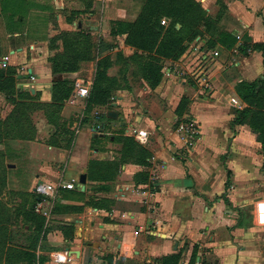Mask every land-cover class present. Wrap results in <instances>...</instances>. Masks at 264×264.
Wrapping results in <instances>:
<instances>
[{
  "label": "crops",
  "instance_id": "obj_1",
  "mask_svg": "<svg viewBox=\"0 0 264 264\" xmlns=\"http://www.w3.org/2000/svg\"><path fill=\"white\" fill-rule=\"evenodd\" d=\"M146 1L0 0V68L14 67V87L38 93L40 100L49 102L53 83L79 78L85 71L92 77L95 71L94 62L80 58L74 71H53L50 57L61 48V42L55 44L54 39L72 37L74 46H80L84 37L92 45L117 38L128 55L132 50L123 44V23L133 22ZM198 1L217 20L212 50L200 48L206 42L201 39L165 67L167 79H172L175 66L180 65L194 75L196 87L188 84L191 93L175 102L169 101L161 86L154 90L168 105L160 109L158 119L147 120L155 131L146 139V151L150 156L153 153L149 162L148 158L145 162L122 161L116 168V160L122 157L116 158L114 150L118 144L123 146L121 136H109V143L100 148L98 144L107 139L104 133L89 128L79 131L72 160L81 166L72 169L66 179L73 178L76 187L71 189L76 190L60 188L57 194L64 191L60 202L72 204L77 211L53 215L38 250L45 256L44 264H162L161 259L170 255L178 256L177 264H264V248L258 247V232H264V225L256 221V204L262 199L254 203L255 222L251 223L243 212L245 202L237 196V191L256 189L263 156L250 125L235 121L237 111L247 106L236 92V84L257 81L264 74L263 53L253 46L264 41V0ZM21 9L26 11L19 13ZM4 16H10L11 22L6 23ZM229 35L235 38L232 44ZM199 58L203 64L195 69ZM28 73L35 79L30 80ZM128 93L118 91L111 108L120 105ZM182 100L204 135L185 162L176 158L173 144L177 134L171 128L184 115L190 116L186 109L178 113L176 104ZM5 103L0 89V111L1 107L4 112L9 109ZM107 118L115 124L116 118ZM189 120L192 117L185 119ZM120 125L125 128L123 121ZM88 161L93 164L90 174L83 172ZM100 162L113 167L103 173L94 166ZM32 166L39 167L30 181L33 203L35 182L52 183L49 171H41L40 166H47L51 173L54 169L46 162ZM82 173L86 174L83 189L78 185ZM73 196L78 200L68 198ZM57 254L63 260H56ZM14 261L27 264L20 258Z\"/></svg>",
  "mask_w": 264,
  "mask_h": 264
},
{
  "label": "rangeland",
  "instance_id": "obj_2",
  "mask_svg": "<svg viewBox=\"0 0 264 264\" xmlns=\"http://www.w3.org/2000/svg\"><path fill=\"white\" fill-rule=\"evenodd\" d=\"M194 1L200 4L198 0ZM172 2L173 0H159L158 3L162 4L164 6L163 10L168 12L173 7ZM177 7L181 11L184 7L187 8L188 14L185 16L188 21H185L184 24V20L182 19L184 26H181L182 23L178 21L173 23L176 30L181 29L179 33L184 36L183 43L185 44L183 52L175 59L166 55L167 53L165 51L167 52V50L160 51V44H164V40L166 39V37H163L164 33L157 40H154L155 43L152 44L151 41L153 39L151 35L142 36L134 32L131 37L133 43H128L126 41L128 30H126L127 27L125 26V29L122 30L126 34L123 44L124 46H129L132 50L128 55H125L127 51L118 45L120 42L117 38L107 41L108 43L96 41L92 45L93 43L90 42V39L84 37L83 41H80V46H74L72 37H58L59 42L56 41L57 39H54V42L55 44L61 42V48L60 50L56 49V52L50 57L52 70L55 71L61 68V63L67 60H69L71 65L75 64L74 67L77 68L78 63H74L73 57L78 54L80 61L94 62L93 68L95 71H93V76L88 77V71H85L80 73L79 76L81 77L79 78L65 79L69 81L70 85L68 86L71 88V91L68 96L62 99L52 98L51 91L50 101L45 102L40 100L38 93L33 96L28 90H23L21 93L15 92V96L11 97L12 99H5V104H9L10 107L5 112L3 110L4 107H1L0 111V264H13L15 263V258L22 259L21 257H25L23 254L20 256L22 250L29 252L32 250L21 249L17 245L30 244L32 239L29 241L26 236L30 233L33 234V232L35 234V231H29L28 226L31 222L32 226H35L39 221L31 209L33 195L31 194L32 183L30 184V181L33 179V172L39 168L38 166H32L33 163L40 164L46 162L51 165L54 169L53 173H51L47 166H40V170L43 172L49 171L48 174L52 177L50 181L53 184H58L63 181L67 182L66 179L71 177V170L80 168L81 166L80 164H76L75 160H72L75 155V149L72 148V145L75 137L82 128H89V131L95 133H104L107 139L105 138V141L98 144L100 148H104L109 143L108 137L111 135L129 138L131 143L127 142L128 147H125L126 144L123 142L122 147L118 144V149L114 150L117 153L115 155L116 158L118 156L122 157L121 160H116V168L122 161H134L138 155L137 148L141 147L146 150L148 148L146 146L148 140L146 139L149 136L155 135L153 126L147 121L148 118L153 120L158 119L160 109L168 105L166 99L161 96L158 97L154 93L156 87L159 88L161 86V90L168 93L169 101L173 102L182 95H188V92L191 93V90H188V84L196 87L194 75L180 68V65L175 66L177 68L175 70L176 76L172 79H167L165 67L168 66L167 62L173 63L177 61L190 45L199 42L201 39H204L206 42L200 48H205V52L210 49L212 50L211 42L213 41L214 33L212 26L216 24L214 21L215 17L208 16L209 19L205 21L199 12L191 14L190 6L185 5L184 0H178ZM25 11V9H21L19 13L23 14ZM164 14L165 12L159 14L158 19L159 25L165 26L166 28L171 23V19L167 18ZM4 17L6 23L8 21L11 22L10 16ZM162 20L166 21L165 24L160 23ZM179 33L174 32V35L181 36ZM193 35L194 37L188 40V36ZM144 64L151 67L153 64V66L158 68V73L153 71L155 76L159 75V79L155 85H149L144 79V71L142 72ZM200 64H203L202 59L195 69ZM96 69L101 71L100 73L103 76L101 83H99V89L93 87ZM129 80L131 85L129 84ZM147 84L150 87H148L149 89L147 88ZM79 86L87 88V95L71 101V92ZM176 86L177 88H181L179 89L180 91H175ZM92 90H106L109 92V97L107 99L105 98V101L91 102L90 94ZM121 90H128L129 93L124 96V100L120 105L112 109L114 97ZM176 105L178 113H182L186 109V112L190 115L187 117L184 115L174 127L173 125L171 126L177 134L174 140L175 143L173 144L176 146L174 153L176 154V158H180L181 161L185 162L188 156L193 155L194 148H187L188 135L183 131L179 132L177 130L178 125L186 122L185 119L188 117H192L193 124L199 131L198 138L200 139L201 137L202 139L204 135L203 132L202 134L200 132L198 122L189 112L186 101H179ZM250 108H255V105H250ZM110 109L118 112L115 124L110 121L111 119H105L108 117L106 112ZM104 119L105 127L101 124ZM122 121L125 123L124 129L120 127ZM263 123L264 120H262V123H257L254 129H257H255V133L260 138H258L257 142L260 144V153L263 156L262 160L264 162V146H261L262 140H264V127H261ZM136 124L140 125V127L142 126V128L137 127ZM258 131L259 133H257ZM138 134L142 137H138ZM143 143L145 144L143 145ZM152 158L153 153L151 151V156L149 153L147 162L151 161ZM9 163L13 164V167H9ZM94 166L102 172H108L113 167L105 162L94 163ZM224 167L226 168V165ZM86 170L89 174L91 173L89 170H93V164L90 161L87 162L83 172ZM261 170L259 169L257 172L256 189L248 193L237 191V196L242 198V202H245L243 212L250 219L249 222L251 221V223L255 222L253 219L255 201L264 199L263 165ZM54 171L56 172L55 174ZM72 180L73 178L68 180V182L74 183L75 181ZM230 181L232 182V175ZM74 190L76 189L74 188L70 191ZM65 192H67V195L70 194L69 191ZM240 193H244V196H240ZM65 195L66 193L64 191L60 192L53 203L52 213L49 217L43 219L42 233L45 234L49 227H51L52 220H54L53 215L70 214L77 211L72 204H63L60 202ZM68 198L78 200V197L75 196ZM258 236L261 238V243L258 247L264 248V232H258ZM41 241L38 242L35 252L42 257L38 253L41 247ZM35 264H38L37 261Z\"/></svg>",
  "mask_w": 264,
  "mask_h": 264
},
{
  "label": "trees",
  "instance_id": "obj_3",
  "mask_svg": "<svg viewBox=\"0 0 264 264\" xmlns=\"http://www.w3.org/2000/svg\"><path fill=\"white\" fill-rule=\"evenodd\" d=\"M158 2L159 0H147L141 13L133 22L123 23L124 26L127 27L126 30H128L126 41L128 43H133L131 41V37L134 32H137L139 33V35H142V36H146L148 34L151 35L153 39L151 42L152 44H154L155 43L154 40H157L160 37V35L164 33L163 37H166V39L164 40V44H160V51L167 50V52L165 51V53H167L166 55L175 59L181 54V52H183L185 48V44L183 43L184 36H182V34L179 33L181 29L176 30L175 25L173 23L178 21L182 23L181 24L182 26L183 20H184V24H185V21H188V19L185 16L188 14V10L187 8L184 7L183 10L181 11L177 7L178 0H173L172 2L173 7L170 9V11L167 12L163 10L164 6ZM184 3L188 7L190 6L191 14H194L195 12H199L200 15L203 16V19L205 21H207L206 19H209L208 15L202 9L200 4H198L194 0H184ZM193 9H194V12H193ZM164 12H165L164 15L167 18L171 19V23L168 24L166 28L165 26L159 25V19H158L159 14L164 13ZM214 21L215 22L217 21L216 18ZM116 24L119 25V23H116ZM214 26H212V30L214 29ZM174 32H178L181 36L174 35ZM192 37H194V35L188 36V40L192 39ZM228 38L231 44L235 41V38L230 35L228 36ZM253 46L262 51L263 64H264V41L262 43H255L253 44ZM78 57H79L78 54H76V56L73 57L74 63L79 60ZM74 66L75 64L71 65L69 60H67V61L62 62L63 68H59V69L66 70V71H74L76 69V67ZM59 69H57L56 71H59ZM143 71H144L143 77L146 80V82L149 85H155L159 79V75L155 76L153 71L157 72L158 68L153 66V64H152V67L144 64L142 72ZM100 72L101 71L96 69V72H95L96 74L93 80V87L95 89L100 88L99 83H101L102 77H103ZM15 77H16V69L14 67L0 68V89L1 91H3L5 95V99L7 100L12 99L11 97L15 96V92L21 93L23 91V90H18L14 87ZM68 85H70L69 81L65 79L59 80L53 83L52 90H51L52 98L62 99V98H65V96H68V94L71 91V88ZM235 87H236V92L239 94L240 98L247 104L245 108L237 111V116L235 118V121L236 123L249 124L252 130L255 132V129H256V128L254 129V127H256L255 125L257 123H262V120H264V74H263V77L257 81H253L250 83L242 81V82L237 83ZM34 95L35 94H33V96ZM108 97H109V92H107L106 90H92L90 94V101L91 102L105 101V98L107 99ZM252 104L255 105V108H250V105ZM261 127H264V123L261 124ZM257 133H259V131ZM256 136L258 140L259 138L258 134H256ZM121 139L126 144L125 147H128L127 142L131 143V140L129 138L121 137ZM263 143H264V140H262V143H261L262 147L264 146ZM137 154L138 155L135 157L134 160L138 162H145V159L148 158V155H149L148 152L141 147L137 148ZM263 167H264V162H263ZM37 201H38V195H36L35 198L33 199V204H32L31 209L33 211L34 216L39 221L37 222V224H35V226H32V222L28 226V230L35 231V234L33 232V234L30 233L28 236H26L27 240L30 241L32 239L29 245H22V244L17 245V247L21 249H32L31 252L27 250H22L20 254V256L23 254L26 257V258L25 257H21V258L22 260L27 261V264H35L36 261L38 264H42L44 261V258L39 256L35 252L38 242L44 239L45 237V234L42 233L44 217L37 214L34 211V205L36 204ZM17 255L19 256V254ZM161 261H162V264H177L178 256L177 255L166 256V257H163ZM190 264H192V261H190Z\"/></svg>",
  "mask_w": 264,
  "mask_h": 264
},
{
  "label": "built area",
  "instance_id": "obj_4",
  "mask_svg": "<svg viewBox=\"0 0 264 264\" xmlns=\"http://www.w3.org/2000/svg\"><path fill=\"white\" fill-rule=\"evenodd\" d=\"M161 23L165 24V20H162ZM214 54L216 55L217 52H214ZM28 76L30 80L35 79L34 74L28 73ZM87 93V88L82 86L76 87L71 95V101H74L77 97H83L87 95ZM177 130L179 132L183 131L185 134L188 135L187 148H194L197 143V140L199 139V131L194 126L193 120L180 123L178 125ZM73 186V182H61L58 184H52L50 182L37 180L33 187V192L38 195V201L34 206L35 212L44 217H49V215L51 214L53 203L57 197L59 188L71 189L73 188ZM256 219L259 224L264 225V199L259 200L256 204ZM63 258L64 257L61 255H56V260H63Z\"/></svg>",
  "mask_w": 264,
  "mask_h": 264
},
{
  "label": "water",
  "instance_id": "obj_5",
  "mask_svg": "<svg viewBox=\"0 0 264 264\" xmlns=\"http://www.w3.org/2000/svg\"><path fill=\"white\" fill-rule=\"evenodd\" d=\"M107 116H109L110 118H116L117 117V112L115 111H112V110H109L107 112ZM9 167H12L13 164H8ZM86 181V174L85 173H82L80 174L79 176V179H78V185L83 189L84 188V183Z\"/></svg>",
  "mask_w": 264,
  "mask_h": 264
}]
</instances>
